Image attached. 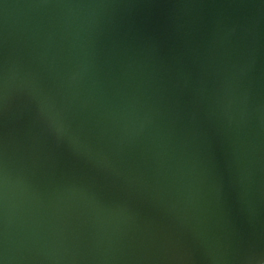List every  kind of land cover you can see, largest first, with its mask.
I'll use <instances>...</instances> for the list:
<instances>
[{
    "label": "water",
    "instance_id": "1",
    "mask_svg": "<svg viewBox=\"0 0 264 264\" xmlns=\"http://www.w3.org/2000/svg\"><path fill=\"white\" fill-rule=\"evenodd\" d=\"M0 264H264V0H0Z\"/></svg>",
    "mask_w": 264,
    "mask_h": 264
}]
</instances>
